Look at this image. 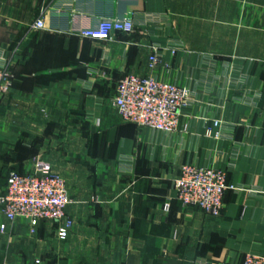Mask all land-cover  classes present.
<instances>
[{"label":"crops","instance_id":"obj_1","mask_svg":"<svg viewBox=\"0 0 264 264\" xmlns=\"http://www.w3.org/2000/svg\"><path fill=\"white\" fill-rule=\"evenodd\" d=\"M131 12L160 20L141 16L110 40L81 34ZM1 51L10 76L0 78V185L10 169L49 163L66 179L74 224L60 239L53 221L33 233L0 215V264H243L264 254V0H0ZM128 73L192 89L180 130L123 119L113 99ZM185 163L227 169L234 188L219 215L177 198Z\"/></svg>","mask_w":264,"mask_h":264},{"label":"built area","instance_id":"obj_2","mask_svg":"<svg viewBox=\"0 0 264 264\" xmlns=\"http://www.w3.org/2000/svg\"><path fill=\"white\" fill-rule=\"evenodd\" d=\"M141 16L148 21L160 20L157 14L131 12L122 17H103L96 26L82 29L81 34L110 40L117 32H133L136 20ZM34 26L43 28V19H37ZM173 52L176 50L173 49ZM0 59L5 60L3 51L0 52ZM159 62V49L153 46L148 58L149 69L153 70ZM8 76L9 73H0L1 79ZM0 89H7V84H1ZM191 95L192 89L187 86L159 80L152 74L128 73L118 82L113 105L126 121L175 132L181 129L185 110L193 104ZM219 125L220 121L214 120V126ZM183 130H187V125H184ZM174 187L183 205H194L214 215H219L224 207L225 191L234 188L227 182L226 168L193 163L182 165L180 176L174 180ZM72 202L66 179L54 173L50 164L44 161H38L34 169L26 173L12 170L6 185L0 189V215L8 223H14L19 218L25 219L34 233L43 220H50L57 224L56 231L60 239L69 236L74 224L73 218L66 213V207ZM170 206L171 203L167 201L164 209L168 211ZM7 227L6 222L0 223L2 232ZM40 262L39 259L35 261L36 264ZM243 264H264V254L249 253Z\"/></svg>","mask_w":264,"mask_h":264},{"label":"trees","instance_id":"obj_3","mask_svg":"<svg viewBox=\"0 0 264 264\" xmlns=\"http://www.w3.org/2000/svg\"><path fill=\"white\" fill-rule=\"evenodd\" d=\"M12 170H17V169H14V168H13V169H10V170L7 172V174H6V179H5L6 181H5L4 184H1V185H0V189L3 188V187L6 185L8 174H9ZM17 171H19V170H17Z\"/></svg>","mask_w":264,"mask_h":264}]
</instances>
